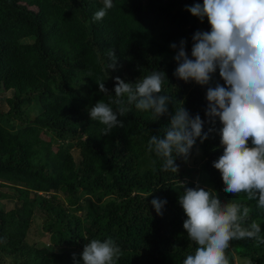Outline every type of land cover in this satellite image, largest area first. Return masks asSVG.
Wrapping results in <instances>:
<instances>
[{
	"label": "trees",
	"instance_id": "trees-1",
	"mask_svg": "<svg viewBox=\"0 0 264 264\" xmlns=\"http://www.w3.org/2000/svg\"><path fill=\"white\" fill-rule=\"evenodd\" d=\"M112 2L107 15L93 21L103 0H0V199L13 202L9 210L0 203V264H74L73 254L79 261L91 239L107 238L123 252L117 264H182L196 245L182 227L178 196L181 183L203 187L198 171L209 182L203 188L222 202L249 207L245 223H258L264 237V211L244 194L224 192L212 167L223 153L218 119L217 131L202 143L197 138L190 150L192 168L177 157L178 173L162 172V162L146 150L181 102L206 120V90L224 83L218 70L204 86L173 75L170 45L184 39L190 52L193 33L210 30L207 18L201 22L187 10L203 0ZM109 49L115 70H105ZM154 71L166 74L161 94L172 97L168 113L152 121L133 105L118 117L123 128L101 135L89 108L99 100L111 104L116 77L135 82ZM101 81L108 93L99 91ZM154 198L167 201L162 215L151 205ZM37 210L43 219L36 226L47 241L31 243L30 216ZM230 245V264H264V244L242 239Z\"/></svg>",
	"mask_w": 264,
	"mask_h": 264
},
{
	"label": "clouds",
	"instance_id": "clouds-1",
	"mask_svg": "<svg viewBox=\"0 0 264 264\" xmlns=\"http://www.w3.org/2000/svg\"><path fill=\"white\" fill-rule=\"evenodd\" d=\"M113 7L112 0H103V7L94 13L93 21L102 20ZM187 10L201 22L207 18L210 30L193 33L190 55L186 40L170 45L176 50L173 59L177 67L173 75L185 83L192 81L204 86L218 70L224 83L206 90V120L199 114L190 115L181 102L170 115L163 136L151 135L146 150L162 162L160 171L177 174L176 158L186 161L197 138L202 143L217 131L214 126L218 119L222 125L218 133L223 153L212 167L220 172L223 191L244 194L264 211V0H203ZM107 55L105 70H115L118 61L114 50L109 49ZM165 80L163 71H154L135 82L116 77L115 98L111 104L97 101L88 110L89 118L103 126L101 135L123 128L124 123L118 117L129 113L133 105L150 113L151 120L156 121L168 113V105L172 104V97L161 94ZM97 86L100 92L108 93L104 81L97 82ZM205 123L211 125L207 131ZM151 163L155 165L156 160ZM152 170L156 171L155 167ZM181 187L183 194L178 196V203L186 217L182 227L196 245L182 264H230L227 250L231 241L252 239L257 246L264 244L260 225L245 223L249 207L222 202L214 190L198 184L185 187L181 183ZM166 203L159 198L151 201L157 215L163 214ZM36 212L43 219L41 210L33 211L30 226ZM122 255L113 239H91L84 245L79 261L75 254L73 259L74 264H117Z\"/></svg>",
	"mask_w": 264,
	"mask_h": 264
},
{
	"label": "rangeland",
	"instance_id": "rangeland-1",
	"mask_svg": "<svg viewBox=\"0 0 264 264\" xmlns=\"http://www.w3.org/2000/svg\"><path fill=\"white\" fill-rule=\"evenodd\" d=\"M189 55H190V52H188ZM4 92V91H2ZM1 92V93H2ZM44 138L47 137L46 135H42ZM55 147V145H54ZM73 155L75 156V158L77 159L79 157V149L78 148H72L71 149ZM192 158H193V155L192 153L190 152L188 158H187V162H186V166L187 168H192L195 164L193 163L192 161ZM197 178L196 180L199 182V184L203 187H208L209 186V182L207 180V177L205 176V174L203 172H199L197 173ZM187 178L189 176H186ZM208 184V185H207ZM209 189V188H208ZM0 203L7 209L9 210L10 208L13 207V202L10 201L8 198H5V197H2L0 199ZM37 214L35 215V218H34V221H33V224L31 225V229L29 231V234H28V240L31 242V243H39V242H45L47 241V235L46 234H41L39 232V228H37L36 224L37 223H40L41 222V218H42V214L40 212H36ZM245 261H243L244 263Z\"/></svg>",
	"mask_w": 264,
	"mask_h": 264
}]
</instances>
